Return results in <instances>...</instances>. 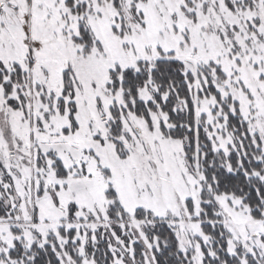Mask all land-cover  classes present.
I'll return each instance as SVG.
<instances>
[{
	"label": "snow or ice",
	"instance_id": "obj_1",
	"mask_svg": "<svg viewBox=\"0 0 264 264\" xmlns=\"http://www.w3.org/2000/svg\"><path fill=\"white\" fill-rule=\"evenodd\" d=\"M0 264H264V0H0Z\"/></svg>",
	"mask_w": 264,
	"mask_h": 264
}]
</instances>
